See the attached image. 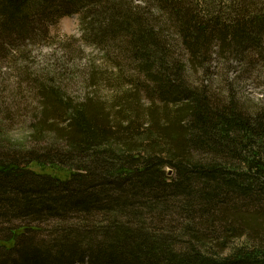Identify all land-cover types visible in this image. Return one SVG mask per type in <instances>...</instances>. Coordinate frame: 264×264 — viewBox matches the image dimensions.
I'll list each match as a JSON object with an SVG mask.
<instances>
[{"label":"trees","instance_id":"trees-1","mask_svg":"<svg viewBox=\"0 0 264 264\" xmlns=\"http://www.w3.org/2000/svg\"><path fill=\"white\" fill-rule=\"evenodd\" d=\"M75 12L128 89L31 81L34 145L0 133V264H264V103L198 77L262 76L264 0H0V53Z\"/></svg>","mask_w":264,"mask_h":264},{"label":"rangeland","instance_id":"rangeland-1","mask_svg":"<svg viewBox=\"0 0 264 264\" xmlns=\"http://www.w3.org/2000/svg\"><path fill=\"white\" fill-rule=\"evenodd\" d=\"M135 2L141 3V0ZM87 15L88 12L63 15L58 21L49 22L46 31L39 37L18 43L6 55L0 53V133L5 138L17 144L33 146L35 143L31 134L38 101L31 90V81L34 79H52L77 99L96 93L101 98L110 100L128 89V79L116 84L122 68L120 65H123L124 60L105 45L91 42L82 19ZM215 65L216 63L212 68L213 73L199 74L200 80L207 82L212 78H219L211 82L216 84L213 87L221 89L223 93H227L228 80L233 82L232 87L237 96L243 102L249 101L247 105L256 101L264 103V68L257 67L262 75L260 77L257 73L248 74L237 63L231 67L227 63H220L218 67ZM124 70L123 74H133L127 66ZM93 76L96 78L93 79ZM148 100L145 97L144 102L147 103ZM32 166L39 171L45 170L61 176L65 174L64 170L49 165Z\"/></svg>","mask_w":264,"mask_h":264}]
</instances>
